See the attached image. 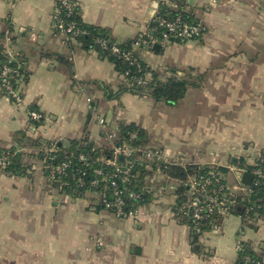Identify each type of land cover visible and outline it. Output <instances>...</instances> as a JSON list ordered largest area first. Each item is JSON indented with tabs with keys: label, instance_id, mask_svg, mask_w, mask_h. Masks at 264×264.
<instances>
[{
	"label": "crops",
	"instance_id": "obj_1",
	"mask_svg": "<svg viewBox=\"0 0 264 264\" xmlns=\"http://www.w3.org/2000/svg\"><path fill=\"white\" fill-rule=\"evenodd\" d=\"M76 1L86 23L108 28L124 42L146 30L165 0ZM55 2L0 0V43L11 25L15 53L27 73L18 83L20 103L0 90V147L15 145V134L22 130L32 139L43 138V146L69 147L70 140L87 139L111 149L116 124L133 123L145 130L146 146L161 153L145 167L146 183L155 188L147 204L122 218L105 208L89 212L83 197L48 182L42 167L24 177L1 172L0 264H70V250L82 249L72 242L83 229L99 230L106 238V256L103 247L95 254L102 260L91 264H236L240 241L258 249L264 228L241 232L235 213L200 233L195 249L192 228L175 212L180 187L166 193L162 186L178 181L155 171L153 163H215L234 167L235 174L264 149V0H189L185 8L205 27L200 38L169 41L158 50L134 47L162 80L175 73L197 81L175 105L129 91L108 98L105 87L116 93L123 77L98 51L56 31ZM32 107L45 117L39 126L30 118ZM232 156L239 157L238 165L231 163ZM67 210L70 215L64 217ZM64 219L72 223L65 229L59 222Z\"/></svg>",
	"mask_w": 264,
	"mask_h": 264
},
{
	"label": "built area",
	"instance_id": "obj_2",
	"mask_svg": "<svg viewBox=\"0 0 264 264\" xmlns=\"http://www.w3.org/2000/svg\"><path fill=\"white\" fill-rule=\"evenodd\" d=\"M76 4L75 0H56L55 2L53 10L54 28L65 35L67 40H75V35L79 33V29L73 23L62 20L61 16L63 10L73 12ZM162 4L175 9L178 7L176 3H171L169 0L163 1ZM186 10L185 7H181L175 17L168 18L166 14L161 13L159 7L152 16L146 30L140 32L135 37L134 47L151 49L156 43L166 45L170 41L171 36H177L183 40L200 38L205 31V27L201 22L194 23L193 21L188 22L183 20L181 12ZM160 28L162 29L161 31H159ZM3 40L4 51L8 56V60L2 70L0 90L4 95L12 97L14 102L20 103L22 101L21 91L18 85L17 87L14 85V80L19 83L23 76L17 71L18 67L12 68L9 65V63L17 60L14 49L13 51H7L9 45H13L10 31L6 30ZM98 42L104 48L106 47V40L101 39ZM113 49L114 52L119 53L117 47ZM125 57L126 59L131 58L130 55ZM137 82L144 83L145 80L143 77H139L137 78ZM94 109L95 107L92 108V110ZM41 117L42 115L39 111H30V118L32 120H39ZM99 122L105 125V117H99ZM134 136L132 135V137ZM117 137L118 134L114 131L111 134V138L114 139L111 147L112 157L102 158L103 165L92 166L91 173L93 177L88 183L84 180V176L88 174V168H83L69 175L68 168L72 166L71 159H65L57 163L53 161L55 159L54 154L57 152L55 142L46 144L43 148H37L35 151L42 157V168L47 177L52 181H56L60 188L71 185L77 187L89 185L94 189L93 192L97 194L99 205L124 218L135 214L141 206L131 211H126L125 197L136 200L155 188L153 183H145L137 190L128 187L133 173L132 167L134 161H138L146 167L149 161L160 158L161 153L158 149L131 146L126 141L117 142ZM121 156H124L125 163H122L120 160ZM79 159L83 161L84 165L90 166L92 157L88 153H80ZM96 161L97 159L92 160V162ZM7 163L8 156L0 157L1 169H4ZM33 164L32 169L35 170L36 165L33 166ZM205 167L207 168L206 172L188 178V197L182 205V209L190 217L195 225L194 227L199 232L202 230V227L216 229L220 226V218L222 216L235 213L239 215L242 221L241 232H245L254 226L258 230L264 228V198H253V194L256 193L255 187L264 185V149L258 151L255 159L249 166L246 165L237 170L239 177L238 175L236 176V184L231 183V172L234 169L232 166L229 170H221L222 167L217 164H208ZM244 172H251L253 174L250 185L242 182ZM238 207H241V209L238 210ZM263 244L264 239H262L260 245ZM240 247L239 243L238 250Z\"/></svg>",
	"mask_w": 264,
	"mask_h": 264
},
{
	"label": "trees",
	"instance_id": "obj_3",
	"mask_svg": "<svg viewBox=\"0 0 264 264\" xmlns=\"http://www.w3.org/2000/svg\"><path fill=\"white\" fill-rule=\"evenodd\" d=\"M171 1L178 5V9L165 6L164 4L160 5L161 13L166 14V17L168 18L175 17L179 13V9L181 7L184 8L187 4H189V0ZM75 2L77 3L76 0ZM181 15L183 17V20L185 21H193L194 23H199L192 11H183L181 12ZM61 17L62 20H64L65 22L73 23L75 27L79 29V33L75 35V40L79 41L87 49H94L98 51L102 57L107 58L109 61H111L118 73L123 77L124 84L122 83L116 93H113L112 90H110L108 87H105L106 96L108 98L118 97L120 93L129 91L137 95L149 96L157 101H164L170 105H175L185 96L186 91L188 90V87L190 85H198L197 81H191L186 79L185 77H179L175 73L167 79L162 80L159 76V73H157L135 55V38L132 40L130 39L124 42H120L112 36L110 29L86 23L81 16L80 7L78 6V4H76L73 12L63 10ZM8 26V31H12L11 25ZM161 30L162 29L160 28L159 31ZM5 34L6 31L4 30V32L2 33V38ZM101 39L106 40L105 48L100 44V42H98V40ZM170 41H183V39H180L177 36H171ZM114 47H117L119 49V53L114 52ZM4 49V44L0 43V82L2 79L1 74L3 67L8 60V56L5 53ZM128 55H130V59H126L125 56ZM9 65L12 68L18 67L17 71L20 73V75L27 76V73L24 69L22 57L18 56V59L9 63ZM139 77H143L145 82L138 83L137 78ZM200 78L201 77H199V80ZM14 85L16 87L18 85L17 81L15 82V80ZM10 98L13 100L12 97ZM30 111L38 110L36 107H32L30 108ZM41 115L42 117L39 120H32L35 126H39L41 123H43L45 117L42 113ZM116 125V132L118 134L117 142L126 141L134 147L143 146L147 149H157L155 147L146 146V132L136 124H127L121 122L117 123ZM132 135L135 136L132 137ZM15 142L16 144L11 147H0V157L8 156V163L6 167L4 169H1L0 166V173H6L15 177H24L31 174L33 169L32 163L24 159V155H26V153L22 151V148L25 146L41 148V146H43L46 141L41 137L32 139L28 137L26 131L21 130L16 132ZM47 144H52V142H47ZM56 147L57 152L54 154L55 159L53 161L57 163L58 161L71 159L72 166L68 168L69 175L73 172L76 173L83 168H88V174L84 176V180L86 181V183H88L93 177L91 173L92 166L103 165L102 158L112 157L111 149H109L108 147H105L104 149L97 148L93 142L88 141L87 139L70 140L69 147H65L62 143L57 142ZM80 153H88L90 157H92L90 166L84 165L83 161L79 159ZM27 154L28 156L31 155L34 157L32 153ZM93 159H97V161L92 162ZM121 161L122 163H125L126 160ZM153 168L155 169V171L160 170L167 177L175 179L181 183L179 189L180 196L177 200L175 212L176 215L180 217L182 222L188 224L192 228L193 245L195 249H197L196 244L198 242L199 234L211 229L209 227H202V230L199 232L194 227L195 225L191 221L190 217L186 215L185 210L182 209V205L186 202V199L188 197V195L185 194L187 191H189V186L187 184L188 178L190 176L206 172L207 168L205 166L197 164H184L183 162H154ZM221 170H223V168H221ZM132 171L133 173L131 181L128 183V187L130 189L137 190L146 183V177L149 175V173L146 170L145 166L140 164L138 161H134ZM51 183L55 187L59 186L56 181H52ZM60 189L65 194L71 195L73 197H83L85 193L94 191V189L89 185H86V187H77L75 185H71L64 186ZM255 190L256 193L253 194L254 199L264 198V185L255 187ZM152 194L153 192L150 191L136 200H133L130 197H125L126 211H131L140 205L147 204L151 200L153 196ZM101 209H104V207L98 204L97 210ZM240 245L241 247L238 250L236 264H264V244L259 246V250L255 249L249 241H241Z\"/></svg>",
	"mask_w": 264,
	"mask_h": 264
},
{
	"label": "rangeland",
	"instance_id": "obj_4",
	"mask_svg": "<svg viewBox=\"0 0 264 264\" xmlns=\"http://www.w3.org/2000/svg\"><path fill=\"white\" fill-rule=\"evenodd\" d=\"M12 47V48H11ZM13 49H14V51H15V49H16V47L14 46V45H9V47L7 48V51H13ZM14 101V100H13ZM43 147H45V146H43ZM42 147V148H43ZM28 146H25V147H23L22 148V151L23 152H25L26 153V155H24L25 156V158L24 159H26L27 161H29L30 163H34L33 164V166L34 165H36V168H35V170L37 169V168H39V167H42L43 166V164H42V157H41V155L40 154H37L38 152H36V151H30L29 152V150H28ZM249 148V147H248ZM250 152H252V151H250ZM249 152V153H250ZM256 153H253L254 155H256L257 153H258V150H256L255 151ZM27 153H32L33 155H34V157L33 156H31V155H29L28 156V154ZM252 154V155H253ZM253 155V156H254ZM252 156V157H253ZM252 159V161H253V158H251ZM215 164V163H214ZM234 168V167H233ZM234 175H238V173H237V171L235 172V174L233 173V174H231V179H232V184H236L237 183V181L235 180V177H234ZM48 178V177H47ZM52 182V180H50L49 178H48V182ZM162 186H164L165 188V192L166 193H170L171 191H173V190H177V189H179V187L181 186V184L180 183H176V182H174V181H170V182H168V183H166V185H162ZM161 188V187H160ZM161 190H162V188H161ZM63 197V196H62ZM73 197V196H72ZM74 198H82V197H74ZM57 200V199H56ZM60 200H63V198H60ZM82 200L86 203V205H87V202H88V206H86L88 209V211L90 212V211H97V205H98V201H97V194L96 193H94V192H88V193H85V195L83 196V198H82ZM66 202H68V201H66ZM86 210V209H85ZM66 215L64 216V217H68L69 215H70V211L69 210H67L66 211V213H65ZM82 215H83V213H82ZM82 215H81V217H82ZM60 219V218H59ZM90 220V219H89ZM117 221H119V220H117ZM60 223H62L63 224V229H65L66 227H70V225L72 224L71 223V221L69 220V219H64V220H62V221H59ZM83 233L80 235L79 233H74V232H71V233H73V234H76L75 235V237H74V240H73V244L75 243V241L77 240V242H78V244L80 243V246L82 247V249H81V251H78V250H76V249H71L70 250V252H69V257H68V259L67 260H69L70 261V264H91L93 261H96V260H100L101 258H99V257H96L95 256V254L98 252V251H102V249L101 248H103L104 247V249H105V251L103 250V255H105L106 256V245H107V243H106V238H104L101 234H100V232L101 231H99L98 230V232L96 233V232H94V234H92L91 233V229H87V230H85V229H83ZM67 239V242L68 243H70L71 242V239L70 238H66ZM264 239V238H263ZM80 241V242H79ZM66 243V242H65ZM37 255H35V259H38V256L36 257ZM101 257V256H100ZM103 257V256H102ZM104 258V257H103ZM58 259H61V260H65V259H63V258H58ZM102 260V259H101ZM1 264H10V262L9 261H6V260H3L2 262H1Z\"/></svg>",
	"mask_w": 264,
	"mask_h": 264
},
{
	"label": "water",
	"instance_id": "obj_5",
	"mask_svg": "<svg viewBox=\"0 0 264 264\" xmlns=\"http://www.w3.org/2000/svg\"><path fill=\"white\" fill-rule=\"evenodd\" d=\"M153 48L158 50L161 48V44L156 43L153 45ZM120 159L124 160V156H121ZM239 160H240L239 157L232 156L231 163L234 165H238ZM252 179H253V174L251 172H244L243 173L242 182L244 184L250 185L252 183ZM240 209H241V207H238V210H240Z\"/></svg>",
	"mask_w": 264,
	"mask_h": 264
}]
</instances>
